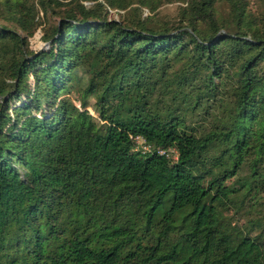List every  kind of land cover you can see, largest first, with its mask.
I'll use <instances>...</instances> for the list:
<instances>
[{"label":"trees","instance_id":"trees-1","mask_svg":"<svg viewBox=\"0 0 264 264\" xmlns=\"http://www.w3.org/2000/svg\"><path fill=\"white\" fill-rule=\"evenodd\" d=\"M174 1L0 0V264H264V17Z\"/></svg>","mask_w":264,"mask_h":264},{"label":"rangeland","instance_id":"rangeland-1","mask_svg":"<svg viewBox=\"0 0 264 264\" xmlns=\"http://www.w3.org/2000/svg\"><path fill=\"white\" fill-rule=\"evenodd\" d=\"M36 4V8L38 10V23L37 28L34 32V34L29 38V47L31 50H45L48 48V44L42 40V36L44 34V30H46L50 25H53L57 21V15H54L51 11H48L47 13H43L38 5V0H29V3ZM65 3V2H64ZM71 2H66L64 4V7H67L70 5ZM155 3H157V10L152 14H150L153 18L159 20L160 22L163 21H173L177 13L179 11V8L183 5L178 1L172 0L171 2H168L166 0H155ZM133 7V5L131 6ZM60 8H63L62 6L57 8L54 7L55 12H59ZM219 9H221L223 12L227 11V6L225 4H222L219 6ZM249 9L250 12L253 13L257 17H264V0H249ZM128 14L129 8L126 10ZM125 11H110V18L114 20H122L124 18V15L126 16ZM142 13L144 15H149V12L146 8H142ZM6 13L5 11L0 8V24L2 25H8L6 22ZM21 32V31H20ZM23 35V33L21 32ZM72 98L75 99V95H72ZM89 101V107H87L88 112L96 118L95 113L93 112L91 106L93 104V97H90L88 99ZM140 150L141 152H148L150 151L149 146L144 144V141L141 138H135L134 139V147L132 151ZM166 153V152H164ZM168 154H171L174 158L176 157L175 153L173 151H170ZM233 218V223H235L238 227L242 226L245 222V217L243 215H233V213L230 214Z\"/></svg>","mask_w":264,"mask_h":264},{"label":"built area","instance_id":"built-area-1","mask_svg":"<svg viewBox=\"0 0 264 264\" xmlns=\"http://www.w3.org/2000/svg\"><path fill=\"white\" fill-rule=\"evenodd\" d=\"M137 138H139V137H137ZM147 151L149 152V150H147ZM159 154H160V155H163L164 152H163V151H160Z\"/></svg>","mask_w":264,"mask_h":264}]
</instances>
